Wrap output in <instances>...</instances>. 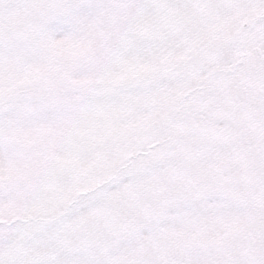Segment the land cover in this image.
Wrapping results in <instances>:
<instances>
[{"label": "snow or ice", "instance_id": "obj_1", "mask_svg": "<svg viewBox=\"0 0 264 264\" xmlns=\"http://www.w3.org/2000/svg\"><path fill=\"white\" fill-rule=\"evenodd\" d=\"M0 264H264V0H0Z\"/></svg>", "mask_w": 264, "mask_h": 264}]
</instances>
